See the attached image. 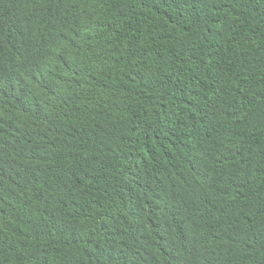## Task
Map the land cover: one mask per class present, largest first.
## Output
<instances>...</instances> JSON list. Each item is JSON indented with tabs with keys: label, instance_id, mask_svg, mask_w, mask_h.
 <instances>
[{
	"label": "trees",
	"instance_id": "1",
	"mask_svg": "<svg viewBox=\"0 0 264 264\" xmlns=\"http://www.w3.org/2000/svg\"><path fill=\"white\" fill-rule=\"evenodd\" d=\"M0 264H264V0H0Z\"/></svg>",
	"mask_w": 264,
	"mask_h": 264
}]
</instances>
